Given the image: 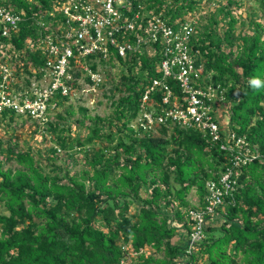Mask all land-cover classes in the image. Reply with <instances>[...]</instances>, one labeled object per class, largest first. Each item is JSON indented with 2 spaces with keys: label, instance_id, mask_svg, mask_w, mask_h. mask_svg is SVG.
<instances>
[{
  "label": "trees",
  "instance_id": "obj_1",
  "mask_svg": "<svg viewBox=\"0 0 264 264\" xmlns=\"http://www.w3.org/2000/svg\"><path fill=\"white\" fill-rule=\"evenodd\" d=\"M257 1V8L246 14L245 26L237 25V0H225L214 12L196 17L190 46L195 64L203 68L201 82L224 90L227 131L245 137L251 151L261 155L239 168L223 205L212 216L204 214L196 252L184 253L193 225L190 212L204 208L206 183L218 181L230 165V153L220 149L222 133L219 142H212L193 127H160L149 133L130 127L145 86L161 77L155 68L158 57L139 53L106 63L115 60L125 66L115 86L120 96L111 102L108 118H90L87 109L78 108L83 118L75 124L83 126L81 136L67 142L73 125H66L63 116L70 117L73 110L65 108L64 98L57 100L54 122L33 128L42 142L51 137L53 146L37 155L29 146L22 149L14 133L0 138V264H119L129 252L137 256L126 264H179L186 259L199 264H264V86L254 89L249 84L252 77L264 81V5ZM201 2L133 0V8L140 5L148 14L161 11L168 24L177 27ZM58 5L55 0H0L5 9L36 18ZM30 21L23 22L10 41L12 49L25 52L20 58L29 75L30 61L42 63L24 49V40L34 38ZM167 82L179 94L176 84ZM153 97L158 100L160 93ZM85 118L90 125L85 126ZM0 121L12 132L25 122L8 109L0 112ZM60 151L72 165L75 154L81 155L83 167L71 173V167L56 165ZM6 163L12 165L4 169ZM192 189L194 204L187 200ZM177 233L179 243H173ZM155 254L161 258L155 259Z\"/></svg>",
  "mask_w": 264,
  "mask_h": 264
},
{
  "label": "built area",
  "instance_id": "obj_2",
  "mask_svg": "<svg viewBox=\"0 0 264 264\" xmlns=\"http://www.w3.org/2000/svg\"><path fill=\"white\" fill-rule=\"evenodd\" d=\"M140 7L134 10L133 0H63L52 13L36 18L0 6V112L12 110L15 116L42 127L58 112V99L95 92L103 81L101 66L111 58L124 60L139 53L158 57L155 68L161 77L145 86L130 127L147 133L160 127H193L212 142H219L222 133L220 149L230 153V165L218 181L206 183L204 208L190 212L193 225L184 248L190 256L202 238L204 214L212 216L223 205L222 197L234 188L239 168L261 155L251 151L245 137L227 131L224 90L201 82L203 68L195 64L190 46L196 21L172 27L161 11L148 14ZM28 19L34 38L24 40V49L42 59L40 64L28 63L30 75L24 73L20 58L25 52L10 44ZM167 80L176 84L179 94ZM157 92L158 100L153 97ZM136 256L129 252L119 264ZM179 264L199 263L186 259Z\"/></svg>",
  "mask_w": 264,
  "mask_h": 264
},
{
  "label": "rangeland",
  "instance_id": "obj_3",
  "mask_svg": "<svg viewBox=\"0 0 264 264\" xmlns=\"http://www.w3.org/2000/svg\"><path fill=\"white\" fill-rule=\"evenodd\" d=\"M30 1V0H28ZM58 3L62 2L63 0H55ZM240 3V7L236 8L234 11V15L238 16V27H240L242 24L245 26L247 24L246 14L250 12L251 10H255L258 6L257 0H237ZM225 3V0H203L201 2L200 8L196 10L195 13L192 14L190 19L197 22L196 17L199 16L198 14H205V11H211L214 12L216 10L217 6H221ZM234 10V9H233ZM197 13V14H196ZM264 22V20H263ZM221 28V25H219ZM197 32V30H196ZM101 73L103 81L102 83L95 89V92L88 93L87 95L83 96H72L69 98V100L65 103V108L70 109L72 108L73 114L70 117H65L64 120L65 124H72L73 125V132L70 135V137L67 139V142H71V137H75L77 135L84 134V128L83 126H78L75 124V121L78 119H82L83 116L80 114L78 108L82 107L87 109L88 114L87 117L93 118V117H99V118H108L111 116L113 107L111 105V102H115L117 98L120 96L119 93L115 91V86L119 85L120 82V74L126 73L125 66L122 64H119L117 62L113 63V65H105L101 66ZM225 110L224 113L225 114ZM222 115V114H221ZM49 120L54 122L56 118H54V115H50ZM54 120V121H53ZM85 126H88L91 124V122L85 118L84 120ZM23 122V121H22ZM20 123V122H18ZM21 127L17 126V129L12 132L11 129H9L7 126H5L4 123L0 121V138L3 140L9 138L12 135L18 140L19 146L24 149L26 147H30L32 151H35L38 154L39 152H42V148L46 146H53V141L49 140L51 137L46 138V142H42V137L40 134H35L34 131V124L31 121H25L23 124H19ZM13 126V125H12ZM71 152V151H70ZM69 152V153H70ZM42 157L41 155H39ZM81 155L75 154V160L76 164L72 165V161L70 158H68L67 153L60 151L58 153V157L56 159V165L63 166L67 165L71 167V173L76 172L80 170L83 166L80 162ZM11 163H6L3 165V168H8ZM49 168L46 167L45 171H48ZM188 202L194 204L196 202V195L194 189L190 191V193L187 196ZM132 208L129 209V213L132 212ZM179 233L175 235V237L172 239L173 243H179ZM147 254L152 253V250H146ZM226 254H229V248L225 251ZM199 257V256H198ZM134 258V257H132ZM155 259H160L161 256L159 254L154 255ZM204 259V258H203ZM134 259H132L133 261Z\"/></svg>",
  "mask_w": 264,
  "mask_h": 264
},
{
  "label": "clouds",
  "instance_id": "obj_4",
  "mask_svg": "<svg viewBox=\"0 0 264 264\" xmlns=\"http://www.w3.org/2000/svg\"><path fill=\"white\" fill-rule=\"evenodd\" d=\"M249 84L252 88L256 89L264 86V81H262L258 77H252L249 81Z\"/></svg>",
  "mask_w": 264,
  "mask_h": 264
}]
</instances>
